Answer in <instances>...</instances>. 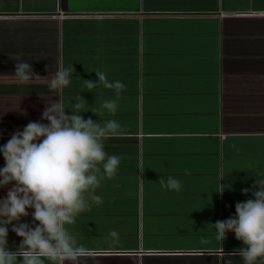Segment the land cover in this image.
Returning a JSON list of instances; mask_svg holds the SVG:
<instances>
[{
    "label": "crops",
    "instance_id": "0c3cea01",
    "mask_svg": "<svg viewBox=\"0 0 264 264\" xmlns=\"http://www.w3.org/2000/svg\"><path fill=\"white\" fill-rule=\"evenodd\" d=\"M20 60L43 78L22 83ZM72 64L65 107L80 94L85 119L121 125L105 141L121 163L97 189L103 203L69 226L88 249L78 264H244L227 255L242 241L228 232L220 244L212 224L254 199L242 190L264 177V0H0V146L48 123L46 103L59 99L48 82ZM96 70L126 85L114 116L101 104L115 90L84 86ZM169 175L180 192L158 183ZM8 227L15 250L21 238Z\"/></svg>",
    "mask_w": 264,
    "mask_h": 264
},
{
    "label": "clouds",
    "instance_id": "9594fccd",
    "mask_svg": "<svg viewBox=\"0 0 264 264\" xmlns=\"http://www.w3.org/2000/svg\"><path fill=\"white\" fill-rule=\"evenodd\" d=\"M75 71L73 64L59 66L48 82L50 91L59 97L46 103L42 112L41 119L48 123L29 122L0 146L5 161L0 168V188L11 185L0 199V264H78L88 254L69 226L94 204L103 203L97 189L102 181L117 175L121 163V157L105 151V141L119 135L121 125L115 119H85L81 113L89 110L80 94L74 98L75 103L65 107L64 90L70 86ZM94 72L98 81L83 79L84 86L88 92L98 86L115 90V98L101 104L104 112L114 116L126 85L119 80L110 82L104 71ZM14 75L22 83L43 78L25 60L15 62ZM65 109H71L72 114H66ZM101 109L91 112L100 117ZM186 174L190 173L186 170ZM259 177L253 186L256 190H242L245 195L252 191L254 199L237 202L235 216L212 224L220 244L228 232L242 241V248L227 255H239L244 264H264V177ZM158 183L174 192L183 187L171 175L161 176ZM29 209L33 210L31 225L21 222L29 216ZM9 225L21 238V243L14 245L15 250L8 244ZM109 236L118 238V233L112 230Z\"/></svg>",
    "mask_w": 264,
    "mask_h": 264
}]
</instances>
